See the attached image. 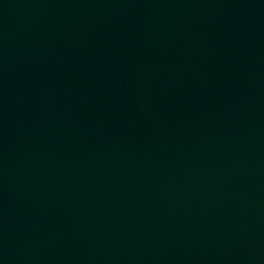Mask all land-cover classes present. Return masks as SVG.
I'll return each mask as SVG.
<instances>
[{
  "label": "water",
  "instance_id": "obj_1",
  "mask_svg": "<svg viewBox=\"0 0 264 264\" xmlns=\"http://www.w3.org/2000/svg\"><path fill=\"white\" fill-rule=\"evenodd\" d=\"M0 264H264V0H0Z\"/></svg>",
  "mask_w": 264,
  "mask_h": 264
}]
</instances>
